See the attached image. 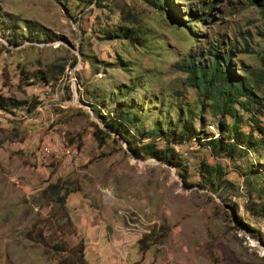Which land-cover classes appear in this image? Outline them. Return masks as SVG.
I'll use <instances>...</instances> for the list:
<instances>
[{
	"label": "rangeland",
	"instance_id": "obj_1",
	"mask_svg": "<svg viewBox=\"0 0 264 264\" xmlns=\"http://www.w3.org/2000/svg\"><path fill=\"white\" fill-rule=\"evenodd\" d=\"M167 1L170 13L144 0H0V94L24 102L0 110V264H264V9ZM120 28L138 40L108 33ZM207 50L229 54L261 99L242 125L262 128L256 152L204 144L230 119L181 65ZM123 104L139 129L180 114L200 138L169 140L177 164L137 158L113 133L99 144L98 115ZM204 165L219 169L213 184Z\"/></svg>",
	"mask_w": 264,
	"mask_h": 264
},
{
	"label": "trees",
	"instance_id": "obj_2",
	"mask_svg": "<svg viewBox=\"0 0 264 264\" xmlns=\"http://www.w3.org/2000/svg\"><path fill=\"white\" fill-rule=\"evenodd\" d=\"M61 1V0H59ZM88 6L96 0H76ZM151 6L160 9L166 8L170 13V8L167 0H144ZM257 5L264 9V0H257ZM209 6V4L207 5ZM168 7V8H167ZM188 9V8H187ZM189 10V9H188ZM203 7L201 8V11ZM191 16V14H188ZM202 17H198L197 21L203 22ZM182 25V23L180 24ZM13 32V29L12 31ZM119 32V33H118ZM114 36L123 37L129 40H138L136 34L130 28H120L108 32ZM16 37V36H15ZM14 44L18 42L13 41ZM207 59H200L195 57L188 61V63L181 65L182 70L187 73V79L191 86L200 87L204 97L210 100V106L215 113H219L224 117H229L230 122L225 123V130L220 137H213L206 140L204 144L208 145L212 153L215 155H224L225 157L236 159L238 155H245L246 153L258 151L257 144L263 136L262 128L259 126L250 127L249 131H243L242 125L244 121L255 119V110L259 109L262 102L258 95L252 88L247 76L238 75L229 69V54H219L207 50L205 54ZM63 72V67L60 68V73ZM45 80H48L43 76ZM55 79V76L50 77ZM24 102L12 99L10 97L0 94V110L8 111L13 108H19ZM137 114L129 108L128 105H120L114 113L108 112L99 114L102 127L95 132V137L99 144L105 142V138L109 137L111 133L122 139L130 150L131 154L137 158H155L161 161L177 164L175 158V151L172 146H169V140L172 143H180L198 137V132L194 129L189 116H178V122L172 126H167L166 129L155 127L149 129H139L136 125ZM249 117L246 118L245 116ZM250 118V119H249ZM224 124V123H223ZM131 126H135L136 131H130ZM254 132H259L256 137ZM100 134V135H99ZM170 136V137H168ZM207 138V136H205ZM169 138V139H168ZM156 139H162L165 144L161 147L157 146ZM203 172L208 175V180L213 184L212 178L214 173L218 174L219 169H213L207 165L202 168ZM249 175L257 179L259 176L253 170L248 171ZM53 194L59 192L57 184L52 186ZM264 194V187L261 188ZM264 197V196H263ZM65 196L59 198V202L64 203ZM261 212L264 213V202L261 204ZM86 264V263H83Z\"/></svg>",
	"mask_w": 264,
	"mask_h": 264
}]
</instances>
